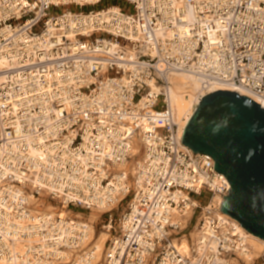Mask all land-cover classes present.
I'll use <instances>...</instances> for the list:
<instances>
[{
	"label": "built area",
	"instance_id": "obj_1",
	"mask_svg": "<svg viewBox=\"0 0 264 264\" xmlns=\"http://www.w3.org/2000/svg\"><path fill=\"white\" fill-rule=\"evenodd\" d=\"M0 60V261L90 264L85 220L37 212L30 195L69 212L114 205L100 211L106 264L236 257L241 225L213 204L230 183L182 143L170 77L264 99V0H0ZM194 217L201 237L184 255L174 241Z\"/></svg>",
	"mask_w": 264,
	"mask_h": 264
},
{
	"label": "water",
	"instance_id": "obj_2",
	"mask_svg": "<svg viewBox=\"0 0 264 264\" xmlns=\"http://www.w3.org/2000/svg\"><path fill=\"white\" fill-rule=\"evenodd\" d=\"M182 143L207 154L230 183L222 213L264 240V108L231 90L202 98L186 125Z\"/></svg>",
	"mask_w": 264,
	"mask_h": 264
},
{
	"label": "bare ground",
	"instance_id": "obj_3",
	"mask_svg": "<svg viewBox=\"0 0 264 264\" xmlns=\"http://www.w3.org/2000/svg\"><path fill=\"white\" fill-rule=\"evenodd\" d=\"M7 61L0 60V69L7 67ZM173 84L172 89V104L174 108V117L177 124L180 126L181 134L192 116L194 115L198 105L201 103L203 97L211 94L212 92L219 90H231L244 95H249L254 99L261 101V107L264 108V99L259 98L248 90L241 86H234L224 82H217L211 80L205 74H199L196 72H177L170 77ZM4 79V76L0 75V82ZM134 156H139L138 160L141 161V147H134L132 151ZM135 165V164H134ZM131 163L128 165H122V167L129 168ZM135 167L132 168L134 170ZM222 198L216 195L213 200V204L219 205L222 203ZM31 202L36 203L35 211H57L63 216H69L71 212L59 208L53 204H47L44 198H37L30 195ZM117 206V203L115 204ZM114 205L107 206L101 210L93 209L91 214L87 217L85 223L89 226V236L84 243V248L91 245L87 252V258L91 257L90 264H106L105 263V253L107 250V242L110 238L109 232L97 231L96 224L101 218V212L111 211ZM101 211V212H100ZM187 217L183 219V226L187 224L189 218L191 217V212H187ZM84 216L82 214H77L76 218L82 219ZM108 228V227H106ZM236 232L242 234L243 240L242 245L237 251L236 257H232L228 260L227 264H255L257 260L264 257V240L254 236L253 234L247 232L243 227L238 226ZM192 241L189 237H181L174 241V244L184 255H191V242L197 243L200 240V232L197 227L190 233ZM20 248V247H19ZM86 249V250H87ZM21 250V249H20ZM0 264H6L0 261Z\"/></svg>",
	"mask_w": 264,
	"mask_h": 264
},
{
	"label": "rangeland",
	"instance_id": "obj_4",
	"mask_svg": "<svg viewBox=\"0 0 264 264\" xmlns=\"http://www.w3.org/2000/svg\"><path fill=\"white\" fill-rule=\"evenodd\" d=\"M112 4H115V1H107V2H105L104 4H102L101 5V7H106V6H109V5H112ZM100 6H98V8H99ZM86 11H88V9H86ZM115 74L114 73H111V76H114ZM141 147V145H140V143H139V141H136V142H134V147ZM210 198V194H203V196H201V197H197V199L200 201V202H207L208 201V199ZM46 200V203L47 204H53V205H55V203H53V202H51V201H49V200H47V199H45ZM56 206V205H55ZM124 206L125 205H123V206H121L120 208H119V210H116L115 212L116 213H114V216L115 217H117L122 211H123V209H124ZM77 214H82L84 217L82 218V219H84L85 221H87L88 219H87V217L91 214V212H83V211H81V210H72L71 211V214L70 215H73V216H77ZM195 221H196V217H194V219H192V224L190 225V231L189 232H192V230L193 229H195ZM104 224L103 223H101V221L100 220H98V224H96V228H97V231L100 233V231L101 232H106V230L104 229V228H102V226H103ZM191 237V235L189 236V238ZM192 238V237H191ZM108 246V245H107ZM264 257H262V258H260V260L257 262V263H259L260 261H261V259H263Z\"/></svg>",
	"mask_w": 264,
	"mask_h": 264
}]
</instances>
